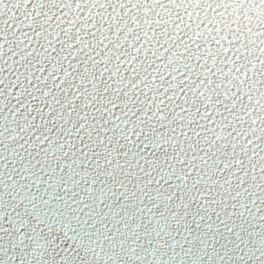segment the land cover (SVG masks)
<instances>
[{
  "label": "snow or ice",
  "instance_id": "obj_1",
  "mask_svg": "<svg viewBox=\"0 0 264 264\" xmlns=\"http://www.w3.org/2000/svg\"><path fill=\"white\" fill-rule=\"evenodd\" d=\"M0 264H264V0H0Z\"/></svg>",
  "mask_w": 264,
  "mask_h": 264
}]
</instances>
